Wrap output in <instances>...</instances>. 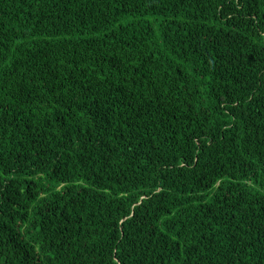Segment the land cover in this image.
Segmentation results:
<instances>
[{"label": "trees", "instance_id": "obj_1", "mask_svg": "<svg viewBox=\"0 0 264 264\" xmlns=\"http://www.w3.org/2000/svg\"><path fill=\"white\" fill-rule=\"evenodd\" d=\"M0 264H264V0H0Z\"/></svg>", "mask_w": 264, "mask_h": 264}]
</instances>
